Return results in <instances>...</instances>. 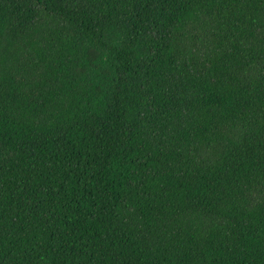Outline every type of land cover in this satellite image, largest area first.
<instances>
[{
  "label": "trees",
  "instance_id": "16d2710c",
  "mask_svg": "<svg viewBox=\"0 0 264 264\" xmlns=\"http://www.w3.org/2000/svg\"><path fill=\"white\" fill-rule=\"evenodd\" d=\"M0 264H264V0H0Z\"/></svg>",
  "mask_w": 264,
  "mask_h": 264
}]
</instances>
